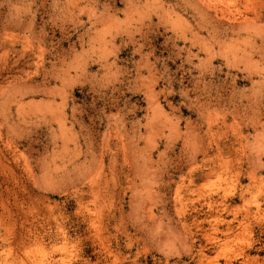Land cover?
I'll return each instance as SVG.
<instances>
[{
  "label": "rangeland",
  "instance_id": "obj_1",
  "mask_svg": "<svg viewBox=\"0 0 264 264\" xmlns=\"http://www.w3.org/2000/svg\"><path fill=\"white\" fill-rule=\"evenodd\" d=\"M263 194L264 0H0V264H264Z\"/></svg>",
  "mask_w": 264,
  "mask_h": 264
},
{
  "label": "bare ground",
  "instance_id": "obj_2",
  "mask_svg": "<svg viewBox=\"0 0 264 264\" xmlns=\"http://www.w3.org/2000/svg\"><path fill=\"white\" fill-rule=\"evenodd\" d=\"M208 124V123H207ZM209 128V127H208ZM215 130H217V129H215ZM222 130V129H221ZM212 136V135H211ZM216 138H217V136H215ZM215 138V139H216ZM246 138V137H245ZM225 140H226V138H224ZM238 139V138H237ZM240 139V138H239ZM209 141V140H208ZM229 141H231V140H229ZM210 142V141H209ZM237 142V141H236ZM233 143V142H232ZM211 144V143H210ZM205 145V144H204ZM228 145V144H227ZM230 145V144H229ZM238 145V144H237ZM241 146V145H240ZM218 148V147H217ZM229 148V147H228ZM230 148H231V146H230ZM232 148H234V147H232ZM238 149V148H237ZM234 152V151H233ZM207 154V153H206ZM206 156V155H205ZM217 157V156H216ZM219 157V156H218ZM235 157V156H234ZM233 157V158H234ZM237 157V156H236ZM203 158H205V157H203ZM212 159V158H211ZM217 160H218V158H216ZM243 159V158H242ZM205 160V159H204ZM208 160V159H207ZM213 160H214V157H213ZM236 160V159H235ZM241 160V159H240ZM214 161H216V160H214ZM213 161V163L215 164V162ZM237 161H238V159H237ZM243 161V160H242ZM210 162V161H209ZM203 163V162H202ZM217 163V162H216ZM211 164V163H210ZM218 165L220 164V166L222 165L221 163H217ZM209 165V164H208ZM217 166V165H216ZM224 166V165H223ZM233 166V165H232ZM219 167V166H218ZM222 167V166H221ZM225 167V166H224ZM236 167V166H235ZM238 167V166H237ZM220 168V167H219ZM257 168V167H256ZM205 169V168H204ZM231 169H233V168H231ZM217 170V169H216ZM236 170V169H235ZM210 172H211V170H210ZM251 172V171H250ZM209 173V172H208ZM218 173V172H217ZM216 172H215V174H217ZM229 173V172H228ZM253 172H251L250 174H252ZM202 174V173H201ZM205 174V173H204ZM209 174H211V173H209ZM224 174V173H223ZM249 174V175H250ZM254 174V173H253ZM205 175H208L207 173L205 174ZM232 175H233V172H232ZM237 175V174H236ZM246 175H248V173L246 174ZM257 175V174H256ZM213 176H214V174H213ZM253 176V175H252ZM204 177V176H203ZM216 177V176H215ZM218 177V176H217ZM221 178H222V176H220ZM235 177V176H234ZM248 177V176H247ZM251 177V176H250ZM189 178V177H188ZM236 178V177H235ZM249 178V177H248ZM253 178V180H254V177H252ZM206 179V178H205ZM217 179H219V178H217ZM190 181V180H189ZM188 181V182H189ZM250 181V180H249ZM256 181V180H255ZM189 184V183H188ZM179 186V185H178ZM245 189V188H244ZM243 190V189H242ZM248 191V190H247ZM244 192V191H243ZM242 192V193H243ZM219 194V193H218ZM240 194H241V192H240ZM207 195V194H206ZM221 195V194H220ZM231 195V194H230ZM264 195V194H263ZM218 196V195H217ZM206 197V196H205ZM220 197V196H219ZM208 199V198H207ZM222 199V198H221ZM262 199V198H261ZM209 200V199H208ZM220 200V199H219ZM243 200H245V199H243ZM206 200L204 199V202H205ZM229 201V200H228ZM242 201V200H241ZM219 202V201H218ZM245 202V201H244ZM248 202V201H247ZM250 203V202H249ZM249 203H246V204H249ZM263 203V202H262ZM206 204V203H205ZM211 204V203H210ZM215 204H217V202L215 203ZM243 204H245V203H243ZM251 204V203H250ZM245 206H247V205H245ZM249 206V205H248ZM262 206V205H261ZM199 207V206H198ZM208 207V206H207ZM244 207V206H243ZM253 207H254V205H253ZM217 208H219V207H217ZM225 208V207H224ZM235 208H237V206L235 207ZM191 209H193V208H191ZM207 209V208H206ZM215 209V208H214ZM222 209V208H221ZM234 209V208H233ZM263 209V208H262ZM261 209V210H262ZM238 210V209H237ZM236 210V211H237ZM245 210V209H244ZM235 211V210H234ZM233 211V212H234ZM239 211V210H238ZM241 211H242V209H241ZM241 211H239V213L241 212ZM251 211V210H250ZM232 212V213H233ZM263 212V211H262ZM231 213V212H230ZM255 213H256V210H255ZM206 214V213H205ZM214 214V213H213ZM227 214V213H226ZM229 214V213H228ZM251 214H252V212H251ZM254 214V213H253ZM252 214V215H253ZM259 213H257V215H258ZM264 214V213H263ZM182 215V214H181ZM189 215V214H188ZM237 215V214H236ZM197 218H198V216H196ZM225 217V216H224ZM244 217V216H243ZM250 217H252V216H250ZM254 217H255V215H254ZM258 217V216H257ZM231 218H233V216L231 217ZM245 218V217H244ZM225 218H221L220 216L219 217H217V216H211L210 217V219H208L207 218V220L206 221H208L207 222V225L209 226L207 229H209V228H213L212 229V231L213 230H216L217 228H219V226L221 225V224H226L225 223V220H224ZM234 219V218H233ZM260 219V218H259ZM192 220V219H191ZM202 220V219H201ZM239 220V219H238ZM256 220H258V219H256ZM263 220H264V218H263ZM194 221V220H193ZM192 221V222H193ZM196 221V220H195ZM227 221H228V219H227ZM255 221V220H254ZM229 222V221H228ZM233 222H234V220H233ZM239 222V221H238ZM246 222V221H245ZM250 222V221H249ZM180 223H182V222H180ZM231 223V222H230ZM196 224H197V222H196ZM233 224V223H232ZM254 224V223H253ZM241 225V223H239V225L238 226H240ZM258 226H259V224H257ZM187 226V225H186ZM236 226H237V224H236ZM242 226V225H241ZM197 228V227H196ZM195 228V229H196ZM236 228V227H235ZM239 228V227H238ZM186 229V228H185ZM185 229H184V231H185ZM205 229V228H204ZM233 229V228H232ZM197 230V229H196ZM219 230H221V229H219ZM236 230V229H235ZM249 230V229H248ZM194 231V230H193ZM226 232H228L229 231V234H230V226H229V224L227 223L226 224V230H225ZM225 231H224V233H225ZM239 231V230H238ZM262 231H263V229H262ZM195 232V231H194ZM233 232V231H232ZM192 233V232H191ZM215 233H216V231H215ZM223 233V232H222ZM239 233V232H238ZM248 233H249V231H248ZM263 233V232H262ZM188 234V233H187ZM198 234V233H197ZM235 234H236V232H235ZM258 234V233H257ZM208 235V234H207ZM210 235H211V233H210ZM225 235V234H224ZM261 235V234H260ZM191 236V235H190ZM214 236V235H213ZM218 236H219V234H218ZM226 236V235H225ZM238 236V235H237ZM251 236V235H250ZM200 237V236H199ZM207 236H205V238H206ZM234 237V236H233ZM236 237V236H235ZM234 237V238H235ZM197 238V237H196ZM201 238V237H200ZM226 238V237H225ZM229 238V237H228ZM194 239V238H193ZM217 239V236H216V238H215V240ZM223 239H224V236H223ZM230 239V238H229ZM228 239V240H229ZM200 240V239H199ZM215 240H213V241H215ZM220 240H222V239H220ZM193 241V240H192ZM211 241V240H210ZM209 241V242H210ZM219 241V240H218ZM217 241V242H218ZM222 241H224V240H222ZM226 241V240H225ZM224 241V242H225ZM216 242V241H215ZM215 242H214V244H215ZM255 242V241H254ZM258 243V242H257ZM216 245V244H215ZM251 245V244H250ZM255 246V245H254ZM257 246V245H256ZM262 246H263V244H262ZM188 248V247H187ZM192 248V247H191ZM262 248H264V247H262ZM189 249V248H188ZM204 249V248H203ZM255 249V248H254ZM258 249V248H257ZM260 251V250H259ZM202 252V251H201ZM201 252H200V254H201ZM194 253V252H193ZM199 253V252H198ZM240 254V253H239ZM195 256H196V253L194 254ZM245 255H247V254H245ZM135 256V255H134ZM192 256V255H191ZM200 256V255H199ZM203 255H201V257H202ZM207 256V255H206ZM236 256V255H235ZM136 257V256H135ZM193 257V256H192ZM246 256H244V258H245ZM196 258V257H195ZM197 258H198V256H197ZM197 258H196V262H197ZM203 258V257H202ZM206 258V257H205ZM208 258V257H207ZM231 258V257H230ZM193 260V259H192ZM235 260V259H234ZM251 260V259H250ZM254 260V259H253ZM194 261H195V259H194ZM200 261H201V259H200ZM199 261V262H200ZM205 261V260H204ZM225 261V260H224ZM258 261V260H257ZM198 262V263H199ZM203 262V261H202ZM206 262V261H205ZM204 262V264H206ZM210 262V261H209ZM214 262V261H213ZM247 262V261H246ZM246 262H244V263H246ZM128 263V262H127ZM231 263V262H230ZM241 263V262H240ZM239 263V264H240ZM243 263V264H244ZM123 264H125V263H123ZM133 264H135V263H133ZM140 264V263H139ZM213 264V263H212ZM217 264V263H216Z\"/></svg>",
  "mask_w": 264,
  "mask_h": 264
}]
</instances>
